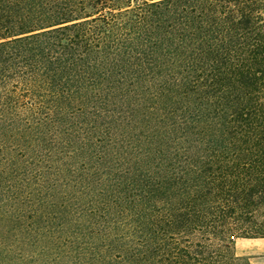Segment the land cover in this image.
Wrapping results in <instances>:
<instances>
[{"label":"trees","instance_id":"obj_1","mask_svg":"<svg viewBox=\"0 0 264 264\" xmlns=\"http://www.w3.org/2000/svg\"><path fill=\"white\" fill-rule=\"evenodd\" d=\"M264 238V0H0V264H249Z\"/></svg>","mask_w":264,"mask_h":264},{"label":"rangeland","instance_id":"obj_2","mask_svg":"<svg viewBox=\"0 0 264 264\" xmlns=\"http://www.w3.org/2000/svg\"><path fill=\"white\" fill-rule=\"evenodd\" d=\"M234 251L249 264H264V238H243L234 240Z\"/></svg>","mask_w":264,"mask_h":264}]
</instances>
